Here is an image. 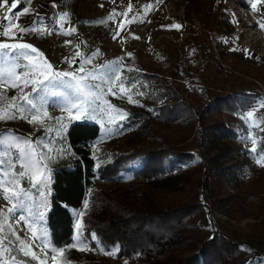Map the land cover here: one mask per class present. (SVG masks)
Listing matches in <instances>:
<instances>
[{
    "label": "rangeland",
    "instance_id": "obj_1",
    "mask_svg": "<svg viewBox=\"0 0 264 264\" xmlns=\"http://www.w3.org/2000/svg\"><path fill=\"white\" fill-rule=\"evenodd\" d=\"M12 2L13 0H8L5 8L0 9V22L7 25L8 20L5 17L14 14L11 23L18 27L11 28L7 35L0 30V43H27L41 54L37 56L36 53H32L34 60L31 62L21 61L27 67L18 68V72L31 71L33 64L47 71L44 65L46 60L57 71H75L80 75L81 61L85 58H91L90 63L84 64L85 72L97 65L119 61V67L123 69L121 75L125 83V92L122 94L117 85L113 89L116 95L113 96L107 92L108 85H104L103 99L98 101L99 107L95 115L87 118L83 112L77 118L74 110L72 116L68 111L62 110L65 106L63 97L45 96L44 109L51 118L45 120V126L29 123L27 119L19 117L9 119L0 121V132H4L0 136L14 133L22 139L31 140L34 145L35 142L40 141L37 151L46 157L44 163L48 165L47 168H55L64 165L70 159L71 154L64 135L68 125L82 117L104 131L99 140L101 143H98L99 147L106 146L105 148L116 150L121 146L120 142L149 127L154 132L150 139L143 141L145 146L152 149H158L162 145L179 150L189 147L195 149L196 154L190 160L174 163L175 170H187L201 162L212 164L215 168L233 167L237 162L242 163L241 169L245 175L251 173L264 178V167L260 171L256 170L252 166L256 161L251 160L248 155L254 147L252 141L255 140V130L263 123L264 115V107H261V102L264 101V30L260 26L264 23V3L258 2L254 12L251 0H17L16 8L12 9V14H8L7 7ZM25 9L28 11L25 12ZM64 13L68 14L64 28H75L72 36L63 35L62 30L55 27L57 18ZM110 15H113V19H109ZM228 20L231 22L230 47H222L221 41L216 43L208 29L215 25L227 28ZM121 23L124 25L122 29ZM20 28L35 30L21 32ZM197 34L207 36L209 45H204L206 40L198 38ZM66 41H71V44H66ZM77 45L79 48L76 47ZM205 46L212 51L215 59L222 54L228 57L227 61L238 62L237 69L232 72L236 78L226 81L223 87L216 88L219 89L217 94L240 93L239 96L251 101V105L244 112L236 115L234 122L226 114L220 116L227 127L237 135V139H219L215 148L195 145V133L183 136L180 143L170 142L169 133L176 135L177 132L183 131L186 122L158 123L156 118L158 104L146 100L144 91L147 94L150 93V89L146 88L137 76L138 73H142L141 71L147 73L156 71L164 76L165 84L173 85L162 68L168 67L170 70L175 65L184 84V87L178 86V98L183 99L185 103L197 102L202 105L208 102L213 94L199 98L192 95L189 88L193 86V89L199 92L201 88L194 84L197 80L206 89H211L207 72L204 70L199 73L198 69L200 58L209 57ZM77 51L80 52V56H76ZM68 61H71V66ZM0 67H3L2 59H0ZM24 79L27 78L21 77V81ZM0 88L7 98L19 94L18 88L7 84ZM24 91L29 92L30 87L25 88ZM129 96L132 103L129 102ZM108 103L121 112L109 110ZM253 109H255L253 117L246 118V114ZM122 123L128 126L122 128L120 127ZM241 125L246 129L244 136L241 133ZM179 136L182 135L174 137ZM105 161L109 160L105 159ZM142 162V157H135L114 176L108 177L107 180L97 179L93 183L103 189L130 184L139 185L140 182L134 180L133 175L140 171ZM135 164H140L139 168L133 169ZM220 180L222 181L218 185L219 189L216 190L219 198H225L226 195H240L246 198L245 190L249 189L241 188L238 182L232 185L233 188L223 182L225 180L223 176ZM24 184L29 188L31 197V193L37 189L31 188L27 182ZM162 197L171 198L168 194ZM32 204L30 199L28 207L32 209L31 211L18 210L7 220L0 217V224L4 225V232L0 235L6 236L9 242L13 241L20 253L24 254L27 251L29 253L27 256L32 257L35 264H78L76 257L101 264H147V262H131L117 243L105 245L93 231L82 238V250L85 249L83 251L88 253L87 256L74 252V248L67 258L65 254L50 251L45 247V239L40 238L42 236L40 232L45 228L44 218L41 221L36 212L41 208L36 209ZM8 207L11 205L0 198V208ZM226 208L225 206L211 209L210 216L220 231L237 243L240 249L245 252L252 250L257 252L259 258L254 264H264L262 256L264 225L259 224L264 214L256 219L233 217L226 214ZM80 213L77 212L75 215V226L79 223ZM21 216L24 219L18 221L16 218ZM96 247L116 252L119 257L110 256L108 259L104 257L101 259L98 253L93 252Z\"/></svg>",
    "mask_w": 264,
    "mask_h": 264
},
{
    "label": "trees",
    "instance_id": "obj_2",
    "mask_svg": "<svg viewBox=\"0 0 264 264\" xmlns=\"http://www.w3.org/2000/svg\"><path fill=\"white\" fill-rule=\"evenodd\" d=\"M208 30L216 43L221 41L222 47H230L229 20L227 28L215 25ZM198 38L206 40L204 45H209L207 36L198 35ZM205 47L209 57L200 58L198 69L199 73L207 72L211 89H206L197 80L194 84L201 90L197 92L193 86L189 88L191 94L199 98L213 94L202 105L197 102L185 103L178 98V86L184 87V84L175 65L170 70L168 67L162 68L173 85L165 84L164 76L156 71H141L137 75L140 82L150 89V93L145 94L144 91L146 100L158 104V123L186 122L183 131L176 134L181 137L176 138V135L169 133L170 142L175 144L182 142L183 136L189 133L196 134L195 145L205 148H215L217 140L222 138L236 140L237 135L220 116L226 114L234 122L236 115L251 105V101L239 96L240 93L217 94L219 89L216 88L236 78L232 72L237 69L238 62L227 61L228 57L222 54L215 59L212 51ZM262 122L255 130L256 152L248 153L254 161L264 156V115ZM124 126L128 125L122 123L120 127ZM245 131L241 125L243 136ZM103 132L85 117L69 124L64 139L71 154L70 159L64 165L47 168L44 174L49 180L43 189L44 196L40 195L39 188L31 193L34 208H41L42 201L47 203V207L42 209L45 228L40 232V238L46 235L45 241L50 251L52 248L63 249L60 254H65L66 258L73 248L74 252H81L83 244L74 238L82 241L83 236L93 231L105 245L117 243L128 259L135 263L254 264L258 260L256 251H243L220 231L210 216V210L226 206V214L233 217L258 218L264 214L263 177L251 173L245 175L241 169L242 163L237 162L233 167L217 168L201 162L187 170H175L174 163L190 160L196 154L195 149L179 150L167 145L152 149L145 146L143 141L150 139L154 132L149 127L120 142L117 150L98 146ZM2 134L4 132H0ZM135 157L143 158L140 171L133 175V179L140 182L139 185L108 189L94 185V180H107ZM222 176L225 178L223 182L231 187L238 182L241 188L249 189L245 190L246 198L240 195L219 198L216 190ZM167 194L171 198L162 197ZM77 212L83 213L79 218V228L74 225ZM259 224L264 225V217ZM4 248L15 257V264H35L32 257L19 252L13 241L5 240ZM8 252L0 251V257L12 264ZM76 259L78 264H101Z\"/></svg>",
    "mask_w": 264,
    "mask_h": 264
},
{
    "label": "snow or ice",
    "instance_id": "obj_3",
    "mask_svg": "<svg viewBox=\"0 0 264 264\" xmlns=\"http://www.w3.org/2000/svg\"><path fill=\"white\" fill-rule=\"evenodd\" d=\"M258 2L264 3V0H251L254 12ZM7 4L8 0H2L0 2V9L5 8ZM16 6L17 0H13L11 5L7 7V13L12 14V9L16 8ZM55 6L53 5V7ZM27 11L25 9V12ZM12 15L5 17L8 20L7 25L0 22V30L5 35L8 34L11 28L18 27L11 23ZM113 15H110L109 19H113ZM67 16L68 14L64 13L58 17L55 27L60 28L63 35L72 36L75 33V28H64ZM100 23H106V21H100ZM123 26V23H121V29ZM260 26L264 30V23H261ZM175 27L178 28L179 25H175ZM34 30V28H20L21 32ZM117 35H119V32H117ZM66 44H71V41H66ZM76 47L79 48V45ZM0 50H6L0 51V59L3 61V67H0V86L7 84L19 89L18 96L7 98L3 95L2 88H0V121L19 117L27 119L29 123L45 126V120L51 119L44 109V97L48 95L63 97L65 106L62 110L68 111L70 116L73 115L74 110L75 117L78 118L83 112L87 118L95 115L96 109L99 107L98 101L103 99L104 85H108L107 92L113 96L116 95L113 89L117 85L122 94L125 92V83L121 75L123 69L119 67V61L97 65L92 70L85 72L84 64L91 61V58H85L81 61L79 68L80 75H77L75 71H57L46 60H44V65H46L47 71L33 64L31 71L18 72V68L27 67L21 61H33L34 57L31 55L32 53H36L37 56L41 55L38 50L27 43H0ZM76 56H80L79 51L76 52ZM68 62L71 66V61ZM21 77H26L27 79L21 81ZM21 83L23 86H21ZM28 87H30V91L25 92L24 89ZM128 99L130 103L133 102L131 96ZM261 107H264V101L261 102ZM107 108L115 110L117 113L121 112L119 109H114L111 103L107 104ZM101 110L103 111V109ZM254 111L255 109L249 111L246 114V118L253 117ZM61 127H63V124H61ZM252 143L255 145V140ZM40 144L41 142L37 141L34 145L31 140L22 139L10 133L0 136V198L11 205L7 209L0 208V217H3L5 220L9 219L10 216H14L18 210H32L28 207V201L31 199L30 191L24 182L31 185L33 189H41L40 195H45L43 189L47 187L49 177L44 174L47 171V166L44 163L46 157L43 153L37 151V147ZM251 151L255 153L256 148L253 147ZM256 163L264 167V156L256 159ZM37 177L39 178L37 179ZM46 207V201H42L41 209H38L36 212L41 221L45 215L42 209ZM79 215H83V213ZM16 219L22 221L24 217H17ZM77 227L79 228L80 226L77 225ZM3 232L4 225L0 224V233ZM12 234L14 235L15 233ZM41 238L46 239V235ZM6 239V236L0 235V251L2 252H8V249L4 248ZM74 239L78 243H82L78 237ZM75 246L76 244L73 245V247ZM45 247H47V244H45ZM51 251L62 253L63 249L52 248ZM24 254L28 255L29 253L25 251ZM107 254L114 255V253ZM8 256L12 264H15V257L12 256L11 252H8ZM53 259L55 260V257ZM0 264H8V261L0 257Z\"/></svg>",
    "mask_w": 264,
    "mask_h": 264
},
{
    "label": "built area",
    "instance_id": "obj_4",
    "mask_svg": "<svg viewBox=\"0 0 264 264\" xmlns=\"http://www.w3.org/2000/svg\"><path fill=\"white\" fill-rule=\"evenodd\" d=\"M239 154H240V152H239ZM139 166H140V164L138 165H133V169H136V168H139ZM256 170H258V171H260V170H262L263 169V167H261V166H259L256 162L255 163H253V165H252ZM94 245H96V244H94ZM83 250H85V249H83ZM81 251L80 253L82 254V255H88V253H84V251ZM83 252V253H82ZM94 253H98L99 254V258H105V259H108L110 256H113L114 258L116 257H119V254L118 253H116V252H112V251H108L107 249H104V248H98V247H96V248H94V251H93ZM107 253H116V254H114V255H108ZM262 256L264 257V252L262 253ZM122 258V257H121ZM121 258H119V259H121ZM122 260H124V258H122Z\"/></svg>",
    "mask_w": 264,
    "mask_h": 264
}]
</instances>
